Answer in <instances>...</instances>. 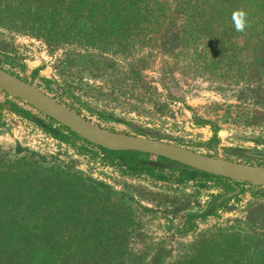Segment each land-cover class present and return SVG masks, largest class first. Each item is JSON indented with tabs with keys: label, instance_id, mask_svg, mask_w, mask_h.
I'll use <instances>...</instances> for the list:
<instances>
[{
	"label": "rangeland",
	"instance_id": "1",
	"mask_svg": "<svg viewBox=\"0 0 264 264\" xmlns=\"http://www.w3.org/2000/svg\"><path fill=\"white\" fill-rule=\"evenodd\" d=\"M146 1L157 12L131 36L121 25V41L105 40L106 34L99 39L101 29L86 24L76 27L77 38L50 44L3 19L0 68L108 131L264 166V36L258 26L235 30L232 15L245 6L238 3L223 16L214 13V0H204L207 14L194 24L185 17L197 0L176 8L177 0ZM169 20L174 27L165 35ZM35 23L30 27L42 26ZM90 32L94 38L85 37ZM0 102V225L11 235L1 239L11 241L25 263L62 246L87 259L93 251L96 264H152L158 252L161 264H188L195 255L213 264L222 248L226 264H264V187L240 185L238 201L179 235L185 213L224 195L226 181L187 182L177 171L107 164L96 147L67 144L12 110L15 104L51 124L23 102L2 91ZM59 126L52 123L63 131ZM141 130L146 135H138ZM53 203L67 204L71 213L59 216ZM112 244L124 251L117 259L108 255Z\"/></svg>",
	"mask_w": 264,
	"mask_h": 264
},
{
	"label": "trees",
	"instance_id": "2",
	"mask_svg": "<svg viewBox=\"0 0 264 264\" xmlns=\"http://www.w3.org/2000/svg\"><path fill=\"white\" fill-rule=\"evenodd\" d=\"M145 1L146 0H0V21L4 22L3 19H7L8 24L11 25L12 28L17 30H25V26H28L26 28H29V30L31 31L27 32L38 33L39 36L45 38V41L50 44H58L61 41H67L71 39L73 40L77 38L75 32L76 27H85L86 24H89L92 28H100L101 31L100 35H98V38L100 39L103 35L106 34L105 40H107L117 38L116 36H118V38L120 37V32H118L117 30L121 25L126 24V26L130 27L126 32V35L129 36L133 34L132 32L134 31V29H143L140 24L147 23L148 15L152 16L157 12L155 6L151 5V3H149L148 1L146 2L149 4H145ZM196 2H198L199 5H197ZM196 2H194L195 6L187 7V11L189 13L185 17L189 19L192 18L191 20H193L192 23L194 24L197 23L196 20L198 17L206 16L208 11V7H206V9L202 8V5H206L207 1L197 0ZM213 2L215 3L213 5V9H217V11H214V13H217L219 15L225 14V12H227L226 10H228L229 13L230 11H232V7L237 9L238 3L240 6L242 4L243 6H245V12H248V14H252L254 16L253 20L246 21L247 25H251L253 27L258 26L262 31H260L257 35L264 36V0H232L231 2L228 0H214ZM183 3L184 0H177L175 8L176 6H179ZM176 10L177 9H174L175 13ZM202 11H204V13H202ZM76 19H78V21ZM131 19L137 20L136 22L138 24L132 26L128 23L127 25V21L129 22V20ZM35 22L41 23L42 26L30 27V25L33 23L34 26H37ZM117 23H119L120 25L117 26ZM172 26L174 27V23L169 20L168 27L165 30V35L170 34V28H172ZM113 27H115L116 30L112 29L111 31V28ZM105 29L109 30L108 34ZM94 34H96V32H90L89 34L85 35V37L94 38ZM119 40L121 41V38H119ZM261 43H264V40ZM75 44L82 45L83 42L79 41L78 39L77 43ZM42 68L43 67L33 70L31 72V77L36 78ZM2 107V103L0 102V110L2 109ZM11 107L15 113L27 118L39 129L45 131L55 138L64 141L67 144L76 145L75 140H80L81 143H86L90 146H94L79 139V137H77L74 133L70 132L68 129L62 126L59 127L63 129V131L54 129L52 127V123H57L51 119H48L47 117L46 118L51 124L45 123L43 120L37 118L35 115L29 113L28 111H24V109L15 104H11ZM137 132L140 133L138 135H146L143 130ZM149 137L155 136L150 135ZM73 138L74 141L71 140ZM96 148L105 155L104 160L107 162V164L122 166L130 170H158L146 164L147 162L153 161L149 158L151 156L136 152H111L99 147ZM239 154L240 153H236L238 158L240 157ZM155 160L162 164L168 163V161L165 159L156 158ZM170 171H177L180 174L184 175V179L187 182H204L210 179H218L220 181L224 180L226 181V183H224V191H233L231 185L229 184V181L221 179L219 177H214L212 175L195 171L187 167ZM236 185L240 187V185L249 184L236 183ZM256 187L261 188L260 186ZM242 191L243 189L241 188V193ZM210 197V200L206 203L203 209L191 210L185 213V215L183 216L184 229L182 230V233H179V235H186L188 233H191L195 230L198 223H203L211 217H216L217 211L221 209L224 204L230 201H238V197H233L232 199L224 202L221 205H216L215 203L220 197L215 195H211ZM52 208H60L62 210L59 212V216L63 215L64 217H66L67 214L71 213L69 209L70 207L67 204H62L61 206H59L58 204L53 203ZM8 225L11 226L10 228H8V230L11 231L13 229V224L11 225L10 222ZM1 230L2 227L0 225V264H27L22 259V255L20 254L19 249L14 248L13 245L10 244L11 241H5L3 243L1 238L4 237L7 240H10L11 235L9 233L6 234V230L5 232L1 233ZM230 245H232V251H235L236 245H233L232 243ZM111 246L112 247H108L107 245V251L109 253L108 255L114 256L117 259L122 253H124V251L114 248L113 244ZM160 253L161 252H158L154 257H152V264H161ZM93 254V251H88L87 259L78 257L76 254L70 252L69 250H66L62 246L58 248L52 247L48 251L44 250L42 256L37 255V259H35L34 263L48 264V259L50 260L51 258H53L54 262H52V264H96V262L93 260ZM216 255L220 258V260L217 259L216 261H213V264H226V260L229 254L226 253L225 249H220V251ZM201 261V255H195V262L190 260L188 264H204L201 263ZM237 262V259H233L231 261V264H238Z\"/></svg>",
	"mask_w": 264,
	"mask_h": 264
},
{
	"label": "water",
	"instance_id": "3",
	"mask_svg": "<svg viewBox=\"0 0 264 264\" xmlns=\"http://www.w3.org/2000/svg\"><path fill=\"white\" fill-rule=\"evenodd\" d=\"M0 91L18 99L48 119L74 133L79 139L111 152H136L165 159L162 164L150 161L154 169L178 170L184 167L229 181L233 191H227L216 205L238 197L241 189L236 183L264 187V166L232 162L209 157L188 149L142 136L117 133L103 129L84 119L65 105L45 94L32 83L25 82L0 68ZM213 150H215L213 148Z\"/></svg>",
	"mask_w": 264,
	"mask_h": 264
},
{
	"label": "clouds",
	"instance_id": "4",
	"mask_svg": "<svg viewBox=\"0 0 264 264\" xmlns=\"http://www.w3.org/2000/svg\"><path fill=\"white\" fill-rule=\"evenodd\" d=\"M232 19L235 30L238 32H243L247 27L246 13L244 11H236L233 13Z\"/></svg>",
	"mask_w": 264,
	"mask_h": 264
},
{
	"label": "flooded vegetation",
	"instance_id": "5",
	"mask_svg": "<svg viewBox=\"0 0 264 264\" xmlns=\"http://www.w3.org/2000/svg\"><path fill=\"white\" fill-rule=\"evenodd\" d=\"M213 130L215 131V129L213 128Z\"/></svg>",
	"mask_w": 264,
	"mask_h": 264
}]
</instances>
